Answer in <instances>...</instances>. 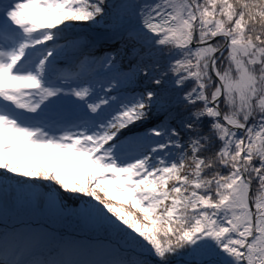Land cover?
I'll return each instance as SVG.
<instances>
[{
  "label": "snow or ice",
  "instance_id": "1",
  "mask_svg": "<svg viewBox=\"0 0 264 264\" xmlns=\"http://www.w3.org/2000/svg\"><path fill=\"white\" fill-rule=\"evenodd\" d=\"M84 24L120 48L57 69ZM25 196L90 198L132 255L25 260L5 233L0 264H264V0H0V214Z\"/></svg>",
  "mask_w": 264,
  "mask_h": 264
},
{
  "label": "rangeland",
  "instance_id": "2",
  "mask_svg": "<svg viewBox=\"0 0 264 264\" xmlns=\"http://www.w3.org/2000/svg\"><path fill=\"white\" fill-rule=\"evenodd\" d=\"M109 2H112V0H109ZM85 25V24H84ZM97 27H106L105 26H97ZM73 33H76V31H72L68 34H66L65 38L67 40H73L75 37H77V40L79 38H86L87 35H81V36H73ZM123 41L121 40H115L112 43H108L106 45H103L102 47H99L96 49V51L93 53L92 57H98V55L103 54L104 51L112 52L120 48V45ZM64 45V43H62ZM131 52V46L124 48L123 50V65L127 67L129 63H132L133 61H129L128 57ZM135 62V61H134ZM142 83L139 85V88H142ZM149 123V122H148ZM147 123L139 126L134 127L132 129V132L129 133L127 130H125V135H132V134H143L146 130L141 129L144 128ZM141 129V130H140ZM140 130V131H139ZM139 131V132H137ZM52 182L49 181H41L40 187L38 188L39 193H45L48 191V185H51ZM59 187V186H55ZM58 199H61L58 197ZM90 199L88 197H83L81 200H75L72 201V199H64L63 204L65 207L57 212L50 211L45 204V202L37 198H32L29 196H25L23 201L20 204H14L12 199L10 198L8 201V207L6 211L3 214H0V234H5L7 230V226L2 220H12L14 227H32L34 229H41L43 227L52 229L54 231L53 234L47 236L44 240L39 241L35 244V247H39L42 249L44 246H49L54 240L59 238L60 233H64V239L67 241V244L64 245V248L68 249H80L81 256L79 258V262H85V261H92V252L94 249L99 250H105L106 252V259L109 260V258L112 256V252H114V247L112 243L104 241L102 239L103 236L107 237L109 231L104 230L103 228L95 227V225L86 219L84 216L80 214L81 209H83L84 204L83 200ZM29 201H31L29 203ZM42 208H45L46 211H44ZM126 210L133 213L136 217L137 214H140L137 210L133 209L130 206H125ZM24 216H26L24 218ZM13 224H9L10 226H13ZM43 224L44 226L40 225ZM69 234V235H68ZM84 240H92L93 243L89 246H83L80 243V239ZM115 240H117L115 238ZM119 247V246H118ZM40 249V250H41ZM132 253H128V256H131ZM121 256V255H120ZM21 258V256H20ZM45 258V255L43 253H35L30 256H25L22 259L25 260H35V259H43Z\"/></svg>",
  "mask_w": 264,
  "mask_h": 264
},
{
  "label": "bare ground",
  "instance_id": "3",
  "mask_svg": "<svg viewBox=\"0 0 264 264\" xmlns=\"http://www.w3.org/2000/svg\"><path fill=\"white\" fill-rule=\"evenodd\" d=\"M76 40H77V37H75V38L73 39V41H76ZM79 40L83 41V39H81V38H79ZM70 42H71V40H67L66 38H63V39H61V40L59 41L60 44L65 43V45H68V47L66 48V51H65V55H64L63 57H61L62 59H63V58H70V57H73V56L77 55V54H75V49L78 50L79 48L76 47V46H75V47L71 46V45H70ZM49 43H51V42H49ZM77 43L80 45L79 41L76 42V44H77ZM80 47H82V46L80 45ZM89 56H90V55H89ZM77 62H78V61H74L73 63H70L69 65L63 67V69H61V70H72V71H75V70H76ZM58 64L63 65L64 62H59ZM72 201H75V200L72 199ZM42 209H43L44 211H46L45 208H42ZM133 209H134V208H133ZM137 217H138V218L140 217L139 214H137ZM40 225H43V224H40ZM80 240H81V241H80L81 244H83V243L85 242V240L82 239V238H81ZM86 242H90V241H86Z\"/></svg>",
  "mask_w": 264,
  "mask_h": 264
},
{
  "label": "trees",
  "instance_id": "4",
  "mask_svg": "<svg viewBox=\"0 0 264 264\" xmlns=\"http://www.w3.org/2000/svg\"><path fill=\"white\" fill-rule=\"evenodd\" d=\"M136 210V209H135ZM138 211V210H137ZM139 212V211H138ZM140 215V214H139ZM143 222V221H142ZM123 254L120 251H116V255H120ZM153 260H155V258H152ZM188 260L189 258L187 256H180V257H173L170 261V264H188ZM153 264H156L155 261H153Z\"/></svg>",
  "mask_w": 264,
  "mask_h": 264
}]
</instances>
